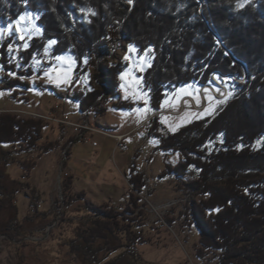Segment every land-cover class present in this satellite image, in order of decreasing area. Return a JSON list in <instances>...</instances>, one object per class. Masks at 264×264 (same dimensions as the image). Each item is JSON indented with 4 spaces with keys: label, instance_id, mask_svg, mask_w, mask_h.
Wrapping results in <instances>:
<instances>
[{
    "label": "trees",
    "instance_id": "trees-1",
    "mask_svg": "<svg viewBox=\"0 0 264 264\" xmlns=\"http://www.w3.org/2000/svg\"><path fill=\"white\" fill-rule=\"evenodd\" d=\"M26 11L37 15L41 33L20 48L17 62L9 55L13 39H4L0 66L29 76L32 61L46 57L47 43L54 40L44 65L69 52L76 62L74 74H85L89 68L95 71L99 85L72 94L80 100L81 111L93 107L102 116L105 107L97 105L105 92V78L111 80L110 96L117 94L118 73L126 61L104 66L103 58L109 53L101 48L104 44L115 48L123 39L150 57L149 65L138 74L155 110L160 109L164 89L189 82L205 86L214 84L212 76H224L231 94L213 116L196 119L175 132L157 133L163 127L153 115L149 133L159 134L162 150L181 155L176 164L165 165L160 177L188 176L182 180L185 193L204 196L186 203L187 214L200 232L195 248L198 258L211 252L213 264H264V0H0V23L14 21ZM16 86L28 87V83L5 74L1 87L13 89L14 98L26 99L24 91L18 95ZM113 105L134 106L130 101ZM49 125L58 124L40 115L0 111V209L20 186L29 187L28 181L10 180L6 166L17 162L22 175L29 177L37 158L60 146L57 140L42 141L43 129ZM79 137L69 135L67 143ZM5 143L7 148L2 146ZM36 147V157L17 156ZM6 179L13 186L5 184ZM126 179L127 204L119 210L108 202L92 203L84 190L73 189L70 175L62 180L64 196L55 202L64 224L54 226L51 237L57 239L52 258L56 264L138 261L137 244L151 242L148 232L157 226H144L148 216L141 193L146 179L133 160ZM30 190L34 211L46 220L50 212L37 208L38 193L34 187ZM82 208L84 213L79 215ZM25 218L33 219V215ZM17 221L16 214L5 229L18 227ZM34 244L47 253L41 241Z\"/></svg>",
    "mask_w": 264,
    "mask_h": 264
},
{
    "label": "rangeland",
    "instance_id": "rangeland-1",
    "mask_svg": "<svg viewBox=\"0 0 264 264\" xmlns=\"http://www.w3.org/2000/svg\"><path fill=\"white\" fill-rule=\"evenodd\" d=\"M36 18V14L26 11L14 21L0 23V43L6 38L13 39L9 45V55L13 62H17L20 48L25 47L30 38L41 33ZM53 43L54 40L47 43L46 57L35 58L32 61L33 73L29 76L18 74L16 71H4L0 66V111H12L24 115L25 113L12 109L26 108L47 115L54 110L52 113L55 111L60 114L67 113L74 120L82 117L80 100L72 97V94L99 85L94 78L95 71L89 68L85 74H73L75 58L69 52L57 55L50 65H44L43 62L49 60L47 56ZM101 51L109 53L103 58L104 66H111L118 61H126V66L118 73L117 94L113 97L109 94L111 80L105 78L102 84L105 92L97 105L105 107V110L102 116L96 112L97 116L91 120V123L100 126V121L102 127H109L107 129L111 132H124L134 127L125 137L127 144L116 149V140L98 132L94 138L100 151L97 156L91 144L77 140L73 146L71 159L64 164L70 146L67 143L68 137L76 131L68 128L63 132L58 125L45 126L42 141L57 140L60 146L38 157L37 164L29 177L22 175L23 169L17 162H11L5 168L10 180L15 181L16 184L28 181L29 187L20 186L7 206L0 209V264H18L21 258V264H56L52 258L56 255L54 249L57 246V239L51 237L53 227L61 225L63 220L59 203L57 204L55 200L64 196L62 180L70 175L69 168L78 170L73 181L77 190H84L87 197L97 204L105 201L119 210L127 204L129 183L126 173L132 160L138 171L144 173L146 179L141 202L146 205L147 218L160 215L163 219L162 226L155 227L154 232L148 234L154 244L147 241L137 244L135 249L139 258L135 264L215 263L211 252L203 259L196 255L195 248L200 232L186 209L189 199L199 200L204 196L185 193L182 180H187L188 176L179 178L171 174L160 177L165 165L176 164L181 159V155L177 151L162 150L159 134L149 133L155 121L147 117L155 112L151 116L157 115V121L163 129L158 127L156 131L161 133L164 130L175 132L196 119L213 116L227 102L231 94L223 82L224 76L217 78L214 75L212 77L214 84L205 86L197 82H189L173 89H164V96L159 103L160 109L155 110L150 103L149 91L143 87L138 74L149 65V55L139 54L135 46L126 39L121 40L115 48L104 44ZM5 74L28 83V87L14 88L19 96L23 95L20 92L24 91L26 99L14 98L13 89L1 87ZM105 74L110 75L108 71ZM119 101H130L134 106L118 108L113 105V102ZM2 146L7 148L8 144ZM38 153L39 148L36 147L30 152L17 156L32 158ZM65 172L68 174L65 175ZM3 181L9 187L13 186L7 179ZM30 187L36 188L38 193L37 208L40 211L50 212L46 220L41 219L33 209L30 199H34V193H31ZM77 213L82 215L84 208ZM16 214L18 227L14 226L6 230L5 226ZM32 215L33 219L25 218ZM40 241L47 253L37 250L39 245L34 243Z\"/></svg>",
    "mask_w": 264,
    "mask_h": 264
},
{
    "label": "built area",
    "instance_id": "built-area-1",
    "mask_svg": "<svg viewBox=\"0 0 264 264\" xmlns=\"http://www.w3.org/2000/svg\"><path fill=\"white\" fill-rule=\"evenodd\" d=\"M213 77V76H212ZM23 112L25 114L29 115H39L35 114L32 112H28L25 110H17V112ZM95 109L93 107H87L82 110V117L78 120H74L70 118V115L65 113V114H60L59 112L52 113L50 112L47 115H40L58 125L65 126L66 129H72L75 132V135L81 136V139L84 140L85 142H90L93 146L97 145V142L95 140H92L91 138V133L90 132H101L104 135H110L115 138L116 140V147H125L126 146V141L125 137H127V134H116L111 131H109L106 128H103L101 126L96 125L95 123H91V120L95 119ZM87 131L88 133H84L83 131ZM68 172H65V175H67ZM156 218V219H155ZM163 219L160 217H154L153 215L150 216L145 220V227H149L152 224H156V226H162L161 222ZM139 232V231H138Z\"/></svg>",
    "mask_w": 264,
    "mask_h": 264
},
{
    "label": "crops",
    "instance_id": "crops-1",
    "mask_svg": "<svg viewBox=\"0 0 264 264\" xmlns=\"http://www.w3.org/2000/svg\"><path fill=\"white\" fill-rule=\"evenodd\" d=\"M76 63V62H75ZM73 74H74V69H73ZM69 92V91H68ZM12 110H25V111H28V112H32V113H35V114H39V115H45V114H42V113H37V112H33V111H29V110H27L26 108H13ZM155 112H152L147 118L149 119L150 118V116L152 115V114H154ZM146 118V119H147ZM99 120H100V118H99ZM99 125L102 127V125L100 124V121H99ZM103 128H109V127H107V126H103ZM134 128V127H133ZM132 128V129H133ZM132 129H129V130H127V131H124V132H113V133H116V134H129L130 133V131L132 130ZM84 133H88L86 130L85 131H83ZM91 133V138H92V140H95L94 138H95V134L96 133H98V132H90ZM100 134V133H99ZM101 135H104V134H101ZM105 136H109V137H111V138H113L114 140H115V138L114 137H112V136H110V135H105ZM80 140H82L81 139V137H79V139H78V141H80ZM96 141V140H95ZM77 141H75V142H73V143H71L70 144V146H69V151H68V154H67V157H66V159H65V161H64V164H66V161L68 160V159H71V155H72V152H73V146H74V144L76 143ZM85 142V141H84ZM85 143H89V144H91L90 142H85ZM92 145V144H91ZM93 146V145H92ZM94 147V150H93V152H94V154H96V156L100 153V151H99V149L97 148L98 147V143H97V145L96 146H93ZM116 149H117V147H116ZM85 159L87 160V157H85ZM69 173H70V176H71V178H72V180L74 181V175L75 174H77L78 173V170L77 169H75V168H69ZM75 182H76V180H75ZM73 189L74 190H77L78 188H76L75 186H74V183H73ZM90 199V198H89ZM91 202L92 203H96L95 201H93V200H91ZM105 202V201H104ZM97 204V203H96ZM151 232H154L153 230L152 231H149L148 232V234H150ZM151 244H154L153 243V239L151 238Z\"/></svg>",
    "mask_w": 264,
    "mask_h": 264
},
{
    "label": "bare ground",
    "instance_id": "bare-ground-1",
    "mask_svg": "<svg viewBox=\"0 0 264 264\" xmlns=\"http://www.w3.org/2000/svg\"><path fill=\"white\" fill-rule=\"evenodd\" d=\"M95 116H97V114L95 113Z\"/></svg>",
    "mask_w": 264,
    "mask_h": 264
},
{
    "label": "water",
    "instance_id": "water-1",
    "mask_svg": "<svg viewBox=\"0 0 264 264\" xmlns=\"http://www.w3.org/2000/svg\"><path fill=\"white\" fill-rule=\"evenodd\" d=\"M244 67L246 68V66L244 65Z\"/></svg>",
    "mask_w": 264,
    "mask_h": 264
}]
</instances>
